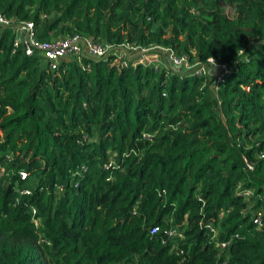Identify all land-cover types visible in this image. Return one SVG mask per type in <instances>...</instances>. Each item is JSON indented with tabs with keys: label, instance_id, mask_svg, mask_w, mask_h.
Segmentation results:
<instances>
[{
	"label": "trees",
	"instance_id": "trees-1",
	"mask_svg": "<svg viewBox=\"0 0 264 264\" xmlns=\"http://www.w3.org/2000/svg\"><path fill=\"white\" fill-rule=\"evenodd\" d=\"M0 13V264H264V0H0ZM19 21L39 40L159 46L233 69L216 90L215 75L112 52L50 70L11 51Z\"/></svg>",
	"mask_w": 264,
	"mask_h": 264
},
{
	"label": "built area",
	"instance_id": "built-area-1",
	"mask_svg": "<svg viewBox=\"0 0 264 264\" xmlns=\"http://www.w3.org/2000/svg\"><path fill=\"white\" fill-rule=\"evenodd\" d=\"M10 24V19L6 18L0 13V25L8 26ZM14 37L11 42V51L14 52L17 48H21L24 54L30 56L32 54H37L40 57L43 66H46L50 70H55L57 64L61 58H76L84 53L90 58H105L109 52H116L114 54V60L121 65H126V63H131L135 65L137 63L145 65H153L155 68L161 66L164 62H167L174 69H182L187 71H193L194 74H208L215 75L214 82L211 83V88L213 90L217 89V86L222 83L226 76L232 71V66L226 65L224 63L214 62L212 59H207V64L197 65V63H189L184 57H178L169 48H162L159 46H149L142 47L129 42H122L118 45L117 49L110 50V45L97 41L88 37H81L77 34L66 36L64 38L50 39V40H39L34 36L33 25L31 21H19L13 26ZM82 40V44H80ZM241 52V51H239ZM151 55H148L150 54ZM246 166L251 169V164L246 163ZM20 180L26 178L25 171H18ZM16 192L18 195H26L30 193V188L28 186H23L17 188ZM236 194L241 196L245 201H248L251 196L250 189H245L241 187L238 183L236 186ZM31 221L37 225L38 219H36V210L33 206H29ZM252 222L256 224V228L261 226V212L256 210L252 212ZM208 224L205 228L208 229ZM156 226L150 230V234L156 233ZM211 237L216 236V232L212 231ZM169 245L171 250H173L177 255H181L182 252L175 247L174 239L182 238V232L172 226L167 232ZM227 246V242H216L215 248L220 251L224 250ZM225 264V261L220 263Z\"/></svg>",
	"mask_w": 264,
	"mask_h": 264
},
{
	"label": "water",
	"instance_id": "water-1",
	"mask_svg": "<svg viewBox=\"0 0 264 264\" xmlns=\"http://www.w3.org/2000/svg\"><path fill=\"white\" fill-rule=\"evenodd\" d=\"M80 44H82V40H80ZM117 48H120V47H118V46H113V47H111V48L109 49V51H110V50H113V49H117ZM81 56L88 57V56H86L84 53H81ZM93 59L98 60V59H100V58H93ZM212 103H213V105L216 104V102H215L214 99H212Z\"/></svg>",
	"mask_w": 264,
	"mask_h": 264
},
{
	"label": "rangeland",
	"instance_id": "rangeland-1",
	"mask_svg": "<svg viewBox=\"0 0 264 264\" xmlns=\"http://www.w3.org/2000/svg\"><path fill=\"white\" fill-rule=\"evenodd\" d=\"M112 53H116V52H112ZM148 55H151V53L150 54H148ZM1 172H2V168L0 167V174H1Z\"/></svg>",
	"mask_w": 264,
	"mask_h": 264
}]
</instances>
